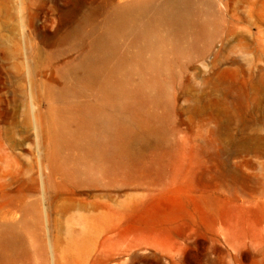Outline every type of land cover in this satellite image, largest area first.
<instances>
[{
  "label": "rangeland",
  "instance_id": "rangeland-1",
  "mask_svg": "<svg viewBox=\"0 0 264 264\" xmlns=\"http://www.w3.org/2000/svg\"><path fill=\"white\" fill-rule=\"evenodd\" d=\"M75 249L264 264V0H0V264Z\"/></svg>",
  "mask_w": 264,
  "mask_h": 264
},
{
  "label": "bare ground",
  "instance_id": "bare-ground-1",
  "mask_svg": "<svg viewBox=\"0 0 264 264\" xmlns=\"http://www.w3.org/2000/svg\"><path fill=\"white\" fill-rule=\"evenodd\" d=\"M145 37V39H149V38H151L150 36H147V35H145L144 36ZM108 118V117H107ZM106 118V119H107ZM109 119V118H108ZM109 121V120H108ZM104 122H107V121H105L104 120ZM102 123V122H101ZM103 124V123H102ZM97 139V138H96ZM93 140V139H92ZM102 247V244H100V248ZM70 253V255H69V259H76L77 260V263L78 264H84L85 263V261H83L82 259H81V255H80V253L77 251V249H75L73 252L72 251H70L69 252ZM100 253H101V250H100ZM54 259H53V263L52 264H60V261H59V258H58V255H57V252L55 253L54 252ZM62 264H67V262H64V263H62Z\"/></svg>",
  "mask_w": 264,
  "mask_h": 264
}]
</instances>
